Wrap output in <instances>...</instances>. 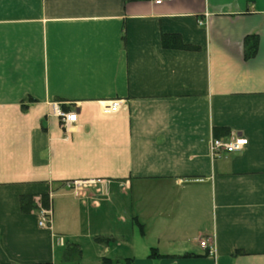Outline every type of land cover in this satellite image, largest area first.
<instances>
[{
    "label": "crops",
    "instance_id": "crops-1",
    "mask_svg": "<svg viewBox=\"0 0 264 264\" xmlns=\"http://www.w3.org/2000/svg\"><path fill=\"white\" fill-rule=\"evenodd\" d=\"M104 258L264 264V0H0V264Z\"/></svg>",
    "mask_w": 264,
    "mask_h": 264
},
{
    "label": "built area",
    "instance_id": "built-area-1",
    "mask_svg": "<svg viewBox=\"0 0 264 264\" xmlns=\"http://www.w3.org/2000/svg\"><path fill=\"white\" fill-rule=\"evenodd\" d=\"M172 0H153L156 5H162L165 2ZM123 100H112L111 103L104 106V113H115L119 110ZM54 114H56L61 121L64 128H68L70 125L77 123L78 113L76 110L62 109L58 104H54ZM249 143L246 137L233 136L230 139L213 138L210 144V152L213 157H218L225 153H234L243 150ZM96 180H74L66 182V187L72 191H78L87 184H94ZM52 209L41 208L39 212V226L46 227L52 220ZM211 242V244H210ZM203 247H209V253H213L215 250L214 241L211 239H204L201 241Z\"/></svg>",
    "mask_w": 264,
    "mask_h": 264
},
{
    "label": "trees",
    "instance_id": "trees-1",
    "mask_svg": "<svg viewBox=\"0 0 264 264\" xmlns=\"http://www.w3.org/2000/svg\"><path fill=\"white\" fill-rule=\"evenodd\" d=\"M253 37L247 38V44L250 45V49H252V50L256 49V40L253 41ZM169 38L170 37H165L164 38V42L163 43H164L165 46H174V47H179V48H182V47L185 46L180 39H178V41L173 40V42L170 43L168 41ZM172 38L176 39V37H172ZM21 204H22V208H23L24 211H29L31 208H33L32 202H31V198L29 196H23L21 198ZM139 226L142 227V225H140V224H139ZM66 254L69 256L70 252L68 251ZM156 256H162V255L157 251V249L153 248L151 250L150 257L154 258ZM132 260L133 259L126 258L124 263L125 264H133ZM103 262H104V264H117V262L114 261L111 258H104ZM129 262H131V263H129Z\"/></svg>",
    "mask_w": 264,
    "mask_h": 264
},
{
    "label": "rangeland",
    "instance_id": "rangeland-1",
    "mask_svg": "<svg viewBox=\"0 0 264 264\" xmlns=\"http://www.w3.org/2000/svg\"><path fill=\"white\" fill-rule=\"evenodd\" d=\"M103 186V185H102ZM95 191L96 194L99 195V197H101L102 194H104V188L101 187V185L97 187V183L94 184H87L84 187H82L81 189H79L77 192L76 191H72L74 193L75 196L77 197H84L87 196V194L91 191ZM98 203V202H97ZM137 230V229H136ZM138 231V230H137Z\"/></svg>",
    "mask_w": 264,
    "mask_h": 264
}]
</instances>
